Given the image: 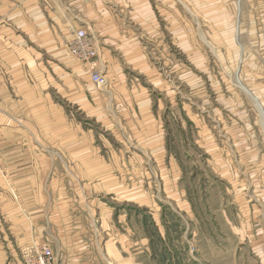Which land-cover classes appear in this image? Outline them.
<instances>
[{
  "label": "rangeland",
  "instance_id": "1",
  "mask_svg": "<svg viewBox=\"0 0 264 264\" xmlns=\"http://www.w3.org/2000/svg\"><path fill=\"white\" fill-rule=\"evenodd\" d=\"M95 7L111 15L79 19L95 71L107 76L103 30L111 75L138 79L92 81L124 99L87 122L90 161L48 158L24 180L0 165V264L37 245L78 264H264V0Z\"/></svg>",
  "mask_w": 264,
  "mask_h": 264
},
{
  "label": "crops",
  "instance_id": "2",
  "mask_svg": "<svg viewBox=\"0 0 264 264\" xmlns=\"http://www.w3.org/2000/svg\"><path fill=\"white\" fill-rule=\"evenodd\" d=\"M148 1L0 0V165L6 168L4 178L41 179L40 174L32 176L30 168L46 165L48 158L78 164L96 157L94 128L87 122L94 119L96 107L102 111L110 104L119 112L124 98L119 92L95 93L91 75L96 63L79 59L71 43L80 18L111 17L95 5ZM101 35L111 82L135 85L138 77L129 79L121 72L111 75L119 69L110 54L114 45L106 43L111 40L103 30ZM134 110L132 122L140 116L153 127L151 114L146 119ZM12 257L9 264H24L19 256ZM57 258L61 264H78L81 256L63 246Z\"/></svg>",
  "mask_w": 264,
  "mask_h": 264
},
{
  "label": "built area",
  "instance_id": "3",
  "mask_svg": "<svg viewBox=\"0 0 264 264\" xmlns=\"http://www.w3.org/2000/svg\"><path fill=\"white\" fill-rule=\"evenodd\" d=\"M71 51L82 61L93 62L100 57L99 49L95 45L94 38L90 36L87 29H79L71 43ZM91 80L99 88L108 85V78L102 71H95ZM26 264H61L57 255L48 245H37L32 247L30 254L25 256Z\"/></svg>",
  "mask_w": 264,
  "mask_h": 264
}]
</instances>
